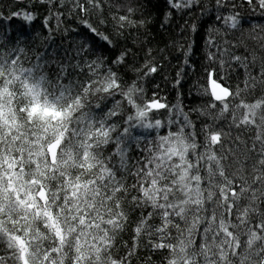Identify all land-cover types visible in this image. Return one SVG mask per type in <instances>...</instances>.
I'll list each match as a JSON object with an SVG mask.
<instances>
[{
  "label": "clouds",
  "instance_id": "clouds-1",
  "mask_svg": "<svg viewBox=\"0 0 264 264\" xmlns=\"http://www.w3.org/2000/svg\"><path fill=\"white\" fill-rule=\"evenodd\" d=\"M260 3L261 0H256L255 4L246 2L245 6V0H204L203 9L206 12H214L215 21L209 29L211 42L209 39L205 42L198 64L193 61L196 57L194 43L198 30L195 21L199 18L195 16L193 7L189 11L193 22L186 21V26H182L184 37L177 41L164 57L168 59L169 56L175 57L177 54L181 57L179 64L175 66L176 78L166 76L163 82L180 89L183 87L182 82L194 79L198 97L193 100L190 108L179 100V91L175 103L155 91L160 85L154 81L164 73L161 69L160 53L154 49L146 52L143 63L129 59L128 63L115 64V67L111 65L118 74V88L104 92L101 85H96L91 96L84 97V103L90 104V107L85 109L88 112L87 124L79 125L83 132H77L76 135L85 140L89 134L95 137L96 132L91 127L95 123L100 125L101 139L99 146L95 148L96 158L90 156L89 160H83V152L87 148H82L80 141L73 137L69 143L74 152L66 145L58 161L57 167L61 170L59 174L71 176V179L62 181L68 187V192H61L62 196L69 199L72 207L69 217L75 216L80 209L91 213L83 225L79 219L76 220V233H69L68 226L65 225L66 246L82 250L84 255L95 256L97 247H89L95 239L104 253H108L109 248L104 241L109 237L105 236V229L112 234L116 225L108 224V221L118 217L117 223L131 227L132 232L129 233L124 228L115 232L120 236V243L114 244L111 254L106 255L108 264H120L119 260L114 261L118 255L125 264H132L133 260L135 264H240L244 260L247 264H264V231L259 230V226L264 224V217L253 210V205L259 209L260 204L264 203V166L261 164L264 159V140L258 135L264 133V84L254 87L250 82L247 88L244 86L245 80L259 82L261 73L264 72V20H253V17H264V7H259ZM200 4V0H195L194 5ZM113 6L117 11L127 7H121L115 0ZM108 14L113 16L112 12ZM113 21L115 25L119 23ZM108 67L109 65H105L106 69ZM152 67L156 68L155 72L151 71ZM188 68L191 72L186 71ZM239 69H243L242 78ZM209 74L218 76L228 87L231 95L226 100L217 102L212 99L210 79L214 77ZM98 78L103 82L104 77ZM156 101L166 104V107H148ZM225 103L228 105L227 112L224 109ZM140 112L143 113L142 117ZM185 116L189 120H193L195 116V122L200 124L198 138L192 136L193 127L184 119ZM220 120L223 121L222 124ZM101 121L104 123L101 124ZM76 126L74 120L73 128ZM181 128L185 131L182 136H177L176 133H179ZM124 129L128 130L129 137L134 138L131 143L136 145L138 151L132 158L129 171L119 169L121 176L112 179L111 169L104 171L109 154H105L107 145L103 134L107 130L112 136L123 132ZM134 131L139 134L134 135ZM169 133H172L171 136ZM214 134L220 136V140L215 144L211 140ZM257 141L259 143H256ZM95 143L94 140L93 144ZM254 143L255 152H252ZM139 152H143V155L140 156ZM101 154H104L102 159ZM89 162L94 166L91 169L88 167ZM111 163L116 164L115 161ZM81 165L83 171L80 170ZM43 167L41 163V169ZM77 176L83 186L80 188L79 198L73 199L74 189L71 185L76 182ZM209 177L213 178L210 182ZM51 179L50 176L49 180ZM93 180L96 182L92 183L90 188L87 187L88 182ZM153 180L158 181V185L152 184ZM233 180L243 185L247 199L243 203L237 201L239 207L234 213L236 218L229 224V219L224 216V205L231 203L232 198L226 201L223 194L230 192ZM145 183L150 187L145 188ZM117 187L126 196H118ZM57 190L54 188L49 193L53 204ZM217 192L221 193L219 198ZM251 193L256 195L253 197ZM85 195L90 198L86 202ZM101 200L105 202L103 207L100 206ZM93 203L95 207H92ZM77 204L80 209H77ZM52 206L49 204L50 209ZM146 206H151L154 217L159 218L161 224L145 227L140 221L139 226L144 231L136 234L133 221L138 220ZM60 207L66 208L67 205L61 201ZM163 208L169 209L171 219L167 224H164ZM245 209L248 210L247 217ZM9 211L19 215L22 210L17 206L5 209L4 216L9 230L14 231L21 225L30 228L32 236L35 237L33 247L38 252H43L45 243L51 245L53 235L50 232L37 231L34 215L28 221L21 220L13 226L8 219ZM122 212L125 215H121ZM80 214L83 215V212ZM99 214L105 217L103 221ZM56 215L61 216L63 223V216L58 209ZM177 218L180 219V224L174 222ZM92 221H95V227H92ZM162 225L165 228L163 235L167 237L171 233L173 237L165 240V249H168L166 254L159 249L161 233L158 229ZM200 225H204V231L208 228L211 231L208 232L207 240L204 239V233L200 232V245L195 246L192 241L197 238ZM39 226L44 228L43 214ZM229 227L233 230L231 237L225 231ZM77 235L79 245L75 243ZM125 235L133 239L130 250L121 247L125 244ZM237 238L243 240L240 253L235 252ZM25 239H28L27 234ZM228 245H231L235 260L229 253ZM144 250L147 255H142ZM64 255L65 253L61 252L57 259H62ZM154 256L156 259H153ZM39 264H43V261Z\"/></svg>",
  "mask_w": 264,
  "mask_h": 264
},
{
  "label": "snow or ice",
  "instance_id": "snow-or-ice-1",
  "mask_svg": "<svg viewBox=\"0 0 264 264\" xmlns=\"http://www.w3.org/2000/svg\"><path fill=\"white\" fill-rule=\"evenodd\" d=\"M17 2L23 5L25 0H17ZM125 2L126 0H115V3L121 5V7L125 5ZM246 2L255 4L256 0H246ZM27 3L30 7L35 6L33 0H27ZM194 3L195 0H164L168 11L164 14L160 26L165 28L170 24L171 18L176 12L186 14V11H191ZM200 3L203 6V0H200ZM39 4H50L52 8L59 5L61 8L74 13L84 23L86 31L83 33L84 40L80 43L78 52H83L85 55L97 49H105L108 45L114 43L112 33L108 29L101 30L99 27V25L109 22L105 15L106 11L113 13L111 17L112 21H119L116 27L121 30V35L123 34V29L138 28L140 24L144 23V21L137 23V20L133 18L136 8L132 4H128L122 11H117L113 6V0H55V2L54 0H39ZM69 4L71 8H68ZM258 6L264 7V0H261ZM52 8L48 9L49 16L44 19L42 26L51 30V20L54 17L57 20V29H59L60 12L53 13ZM92 16L97 18L95 22L85 19V17L90 18ZM14 17L19 18L21 22H28L29 24H34L37 19L33 11L26 10L24 7H20L18 11H12L6 18L12 20ZM3 18V13H0V27H2ZM208 39L211 42L210 35ZM12 43L11 39L7 41V44ZM7 44L0 41V264H39L41 260L43 264H108L105 259L106 255L111 254L114 244L120 243V236H117L115 232L124 228L131 233L132 228L127 225H119L117 223L118 217L108 221V224L116 225L112 234H109L107 229H105V236L109 237L108 240L104 241V244L109 248L108 253H104L103 248L99 247L95 239H93V244L89 245L90 248L93 246L97 247L98 250L95 256L91 254L84 255L82 250L74 249L70 245L66 246L65 225L68 226L69 233H76L77 229L74 228L76 220L79 219L83 225L91 213L80 209L79 204H77L76 207L80 210L75 216L69 217L72 207L69 199L62 196L61 192H68V187L62 181L64 179H71V176L68 174L61 176L59 174L61 170L58 169L57 165L62 150L65 149L66 145L74 152L69 143L73 137L80 141L82 148H87L83 152V160H89L90 156L96 158L95 148L99 146V140L101 139L100 125L95 123L91 125L93 131L96 132L95 137L89 134L85 140L83 137L76 135L77 132H83V128L79 125L87 124L88 112L85 109L90 107V104L86 105L84 103V97L86 95L91 96L92 89L96 85H101L104 92H111L115 88H118V74L111 65L128 63L131 54L127 50H124L112 61L107 60L102 54L95 59H85L82 56L78 63L61 64L58 66V70L53 72L46 62L43 64L39 62L35 64L31 63L33 57L28 56L30 46H28L26 41L23 46L19 43L18 38L12 47H8ZM34 58L37 61L42 59L39 56ZM105 65H109V67L106 69ZM151 71L155 72L156 68L152 67ZM74 74L78 78L76 80H69ZM209 75L210 77H214L210 79L212 99L217 102L226 100L231 95L228 87L215 74ZM101 76L104 77L103 82L98 78ZM250 82L254 87L264 84V72L261 73L259 82L256 80H245V88H247ZM216 106L213 105V107ZM148 107L151 109H164L166 104L156 101L149 104ZM224 109L227 112L228 105L226 103L224 104ZM139 115L142 117L143 113L140 112ZM129 119L131 120L132 118L129 117ZM184 119L193 127L192 136L198 138L201 130L200 124L196 123L194 119L189 120L186 116ZM74 120L77 125L75 128H73ZM103 123L104 121H101V124ZM222 123L223 121L220 120V124ZM121 127L123 128V125ZM69 129L73 130L69 131ZM184 131L185 129L181 128V131L176 133L177 136H182ZM171 134L169 133V136ZM258 135L261 140H264V133H259ZM103 139L107 145L105 154H109L107 168L104 171L111 169L110 178L116 179L121 176L119 169L129 171L132 158L138 150L136 149V145L131 143L134 138L128 136L127 129H124L123 132H117L112 136L106 130L103 134ZM94 140L96 141L95 144H93ZM211 140L215 144L220 140V136L214 134L211 136ZM256 143H259V141ZM185 151H187V145H185ZM252 152H255V143L253 144ZM103 155L101 154V159ZM139 155L142 156L143 152H139ZM25 161L27 162L25 163ZM112 161H115L116 164L111 163ZM41 163L44 165L43 169H41ZM261 164L264 166V159L261 160ZM88 167L91 169L94 166L89 162ZM141 168H143L142 163ZM80 170H84L83 165L80 166ZM50 176L52 177L51 181L49 180ZM208 179L210 182L213 178L209 177ZM95 182V180L89 181L87 187L90 188L91 184ZM132 182L135 183L134 180ZM151 183L158 185V181L155 180ZM117 184H119V180H117ZM82 186V182L79 176H77L76 182L71 185L74 189L72 193L73 199L79 198ZM144 187L149 188L150 186L145 183ZM54 188L58 190L54 193L55 203L53 204L49 193ZM134 191L135 189H133ZM116 192L118 196H126L125 193L121 192L119 187H117ZM251 195L254 197L256 193H251ZM220 196L221 193L217 192V198ZM230 197L232 198L231 203L224 205L226 209L224 216L229 219V224L236 218L234 213L239 207L237 201L239 200L240 203H243L247 199L243 185L237 183L235 180L231 183L230 192L223 194V199L226 201ZM88 199L90 198L85 195L84 201L86 202ZM157 200H159V194L157 195ZM61 201H63L64 205H67L66 208L60 207ZM104 203L101 200L100 206L103 207ZM249 203L251 204V201ZM49 204L53 205L51 209L49 208ZM9 206H17L22 210L19 215L11 211L8 212V219L11 220L13 226L17 225L21 220L28 221L34 215L37 231L50 232L53 235L51 245L45 243L42 253L36 251L33 247L35 237L32 236L30 228L21 225L13 231L9 230L6 226L7 222L4 211ZM92 207H95V203H93ZM57 209L63 216V223H61V216L56 215ZM253 210L264 217V203L260 204L259 209H256L253 205ZM163 211L164 224H167L168 220L171 219L169 209L163 208ZM80 212H83V215ZM42 214L44 216L43 229L39 226ZM99 215L103 221L105 217L102 214ZM121 215L125 214L122 212ZM247 215L248 210L245 209V216L247 217ZM126 218L132 219L131 217ZM213 219H215L214 214ZM140 221L144 223L145 227L161 224V220L154 217L151 206H146L142 210L138 220L133 221V224L136 225V234L144 231L139 226ZM174 222L176 224L181 223L179 218ZM205 223H207V220ZM253 225L255 226L254 220ZM95 226V221H92V227ZM259 230L264 231V224L259 226ZM158 231L161 233L159 237V249L166 254L168 249H165V240L172 239V234L169 233L165 237L163 235L165 231L163 225ZM209 231H211L210 228L204 231V225H200L197 231V238L192 241V244L195 246L200 245V232L204 233V239L207 240ZM225 231L229 237L233 235L231 227L225 229ZM25 234L28 235V239H25ZM120 235L122 236L123 233L121 232ZM75 243L76 245L80 244L78 235L76 236ZM181 243H183V240ZM242 244V238H237L236 253L242 251ZM132 246L133 239L131 236L125 239V244L121 245L125 250H130ZM150 247L153 246L150 245ZM227 247L230 255H233V259L235 260L231 245ZM61 252H64L65 255L62 259L58 260L57 258ZM128 254L130 258L131 252L129 251ZM153 259L155 258L153 257ZM116 260H119L120 264H125V261L119 255L114 258V261ZM132 264H135L134 260ZM240 264H247V261H241Z\"/></svg>",
  "mask_w": 264,
  "mask_h": 264
},
{
  "label": "trees",
  "instance_id": "trees-1",
  "mask_svg": "<svg viewBox=\"0 0 264 264\" xmlns=\"http://www.w3.org/2000/svg\"><path fill=\"white\" fill-rule=\"evenodd\" d=\"M34 5L30 7L25 0L23 5H20L17 0H0V13H3L2 27H0V41L7 44L9 39L12 40V44H7L8 47H12L17 38L21 46L26 41L30 46L28 52L29 57H33L32 64L37 62L47 63V66L53 71L58 70V66L76 64L81 60L83 56L85 59H95L101 54L109 61L115 60L116 57L124 50H127L131 55V60L144 62V56L147 51L155 50L160 53L161 57V69L164 75H161L154 83L159 84V88L155 89L162 97H166L172 100L173 103L177 102L175 99L177 92L179 91V100L183 105H187L188 108L192 106L193 100L198 97V92L195 87L194 79L186 80L182 82L183 87L180 89L173 88L172 84L165 83V77L171 76L176 78V65L179 64L181 57L177 54L175 57L169 56L168 59L164 57L168 54L174 44L182 40L184 32L182 26H186L188 23L193 22L192 16L189 11L185 13L176 12L171 18V23L165 28H162L161 20L164 14L168 11L164 4V0H126L125 5L132 4L136 8L134 13V19L144 21L138 28H125L122 30L114 31L116 25L111 19V15L105 12L109 22L103 25H99L101 30L108 29L112 33L114 43L108 45L105 49H97L94 52H89L87 55L83 52H78L80 43L84 40L83 33L86 31L84 23L74 14L67 9L61 8L59 5L52 8V5H40L39 0H33ZM55 2V0H54ZM204 2V0H203ZM245 6L246 0H245ZM20 7H24L26 10H31L36 14V21L34 24L28 22H21L19 18H13L8 20L6 17L12 11H18ZM52 8L53 13L60 12V27L57 29V20L53 17L51 20V30L43 27V21L49 16L48 9ZM71 8V5H68ZM193 11L196 17L199 19L197 23V32L195 34L194 48L196 50V57L193 61L198 64L201 59V52L205 47V42L209 38V29L213 27L215 21V13L212 11H205L200 5H194ZM85 19L95 22L97 18L95 16L85 17ZM264 20V17H253V20ZM23 23V26H22ZM127 37V38H125ZM90 43V42H89ZM42 57L37 61L34 57ZM171 61V63H169ZM115 67V64H113ZM186 71L191 72L188 68ZM238 72L243 74V69H239ZM78 77L74 74L69 80H76ZM67 82V81H66ZM187 110V108H186ZM195 120V116H193ZM139 134L134 131V135ZM127 239V236L124 237ZM147 251L144 250L142 255H147ZM156 259V257L154 256Z\"/></svg>",
  "mask_w": 264,
  "mask_h": 264
}]
</instances>
